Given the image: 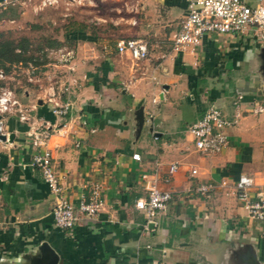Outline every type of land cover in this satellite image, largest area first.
Instances as JSON below:
<instances>
[{
    "label": "crops",
    "instance_id": "0c3cea01",
    "mask_svg": "<svg viewBox=\"0 0 264 264\" xmlns=\"http://www.w3.org/2000/svg\"><path fill=\"white\" fill-rule=\"evenodd\" d=\"M124 4L132 11L128 24L137 23L133 13L142 16L134 35L119 39L146 42L145 59L117 53L118 39L98 27L88 30L98 24L91 20L85 30L64 31L58 39L74 52V71L55 65L45 73L56 96L70 102L63 119L49 112L43 91L12 90L28 120L1 117L2 133L13 138L0 140V264L39 263L41 242L55 251L56 264H222L226 258L248 264L250 257L264 264V222L249 219L231 191L241 173L253 179L250 196L264 190V80L240 73L260 45L244 35H208L192 53L173 51L170 38L180 15L166 5L161 12L167 23H151L148 17L156 15L144 0ZM256 100L262 111L254 113ZM207 107L223 118L238 116L226 129V147L204 156L194 151L187 127ZM44 126L51 127L46 146L68 201L75 204L94 182L100 187L101 211L81 215L69 229L53 225L54 196L29 165L35 147L28 132ZM172 162L178 168L168 176ZM150 183L170 199L145 223L133 202ZM201 183L215 184L207 197L195 190Z\"/></svg>",
    "mask_w": 264,
    "mask_h": 264
},
{
    "label": "built area",
    "instance_id": "2783aa9c",
    "mask_svg": "<svg viewBox=\"0 0 264 264\" xmlns=\"http://www.w3.org/2000/svg\"><path fill=\"white\" fill-rule=\"evenodd\" d=\"M66 1L71 4L83 0ZM57 2L58 0H0V8L30 5L33 10H41L55 6ZM208 35H244L258 45L264 46V0H185V15L171 35V49L173 51L187 49L192 53L201 38ZM115 51L120 54L127 53L134 62L145 59L148 54L146 42L133 38L117 40ZM45 53L55 61V64L67 65L68 73L74 71L75 65H71L74 52L70 48L58 46L45 49ZM5 78L6 75L0 70V81ZM28 79L30 80L31 77L28 76ZM60 86L62 90H66L63 82ZM43 97L49 112L54 117L63 119L69 113L71 107L69 100H61L57 97L52 84L44 87ZM260 111H262L261 105L253 108L254 113ZM2 115H16L21 121L28 120L26 109L21 107L13 91L7 86H0V116ZM237 116L236 112L230 119L223 118L217 108L207 107L199 119L190 123L187 130L198 153L205 156L222 151L227 145V136L222 129L235 124ZM50 129L51 127L46 126L35 129L30 127L28 135L35 150L30 157L29 165L39 170L42 181L54 196L51 208L53 225L59 229H69L81 215L95 217L102 209L103 200L97 182L92 183L86 192L81 191L75 204L70 203L63 195L58 176L51 166V153L46 146L51 135ZM0 132H2L1 119ZM131 158L139 160V154L133 153ZM177 168L176 162L168 164L166 170L168 176L173 175ZM189 172L193 175L196 171L190 169ZM253 184L250 176L239 174L232 184V195L241 203L249 219L264 222V190L256 189L250 196L249 188ZM225 185L224 180L218 182V187ZM214 188L213 183H201L195 190L198 194L207 197ZM145 190V195L135 199L133 206L141 213L145 223H148L166 210L170 193L160 190L153 183L147 185ZM201 217L206 219L208 215L203 213ZM260 239L264 241V232L260 234Z\"/></svg>",
    "mask_w": 264,
    "mask_h": 264
},
{
    "label": "rangeland",
    "instance_id": "374dc122",
    "mask_svg": "<svg viewBox=\"0 0 264 264\" xmlns=\"http://www.w3.org/2000/svg\"><path fill=\"white\" fill-rule=\"evenodd\" d=\"M91 1L92 2L87 3L86 0H83L79 3L73 2L70 4L66 3V0H58L55 6L45 7L41 10H33L30 5L14 7L8 6L5 9L0 8V32L4 33V37L13 40L14 42H18L19 39L25 38V55L33 57L36 62H44L31 66L32 70L34 69L32 67H36V69L33 70L35 71L34 74H30L29 68L25 67L24 64L13 65L9 72H7L6 78L0 81L2 86H7L11 90L16 91H21L23 88L27 87L29 89L41 90L44 93V87H47V85L50 84V82L45 79V73L51 71L52 69L55 70V65L61 66L55 64V61L52 58L45 55V49H48L49 47L47 43L49 41L58 40L65 31L64 25L70 23V21L84 22L87 25L91 23V20L96 21L98 24L88 25V30H92L93 27H98L96 29L97 31H101L104 34H112L113 40H119L120 37H131V35H134L133 32L136 31L138 19L141 18L142 14H138L139 11L138 13L136 12L137 14L133 13L137 23L134 25L128 24L127 18L132 16V11L127 13L126 6L124 4L126 3V0ZM144 2L146 5L154 9L156 17H154V15H150L147 20L151 23L156 21L158 23L162 21L167 23L168 18L166 17L165 20L161 12L165 9L166 5H168L169 9L174 12V17H178L180 15L183 18L185 15V0H144ZM179 17L175 22L174 27L176 29L179 25ZM164 42H166V40ZM263 51L264 46L262 45H260L257 52L255 51V48H253L251 57L248 60V68L245 71H240L245 78H247V74H251L253 79L254 76H260L261 79L264 80ZM81 52H85V49H82ZM181 52L186 53L188 50L184 49ZM75 59L76 58L74 57L71 65L74 64ZM65 67L67 69V65H65ZM71 72H73V70H71ZM228 75L229 74H227V77ZM28 76L31 77L30 80L28 79ZM37 78H40V80H37ZM49 80L52 82V78ZM39 85H42V87H39ZM258 102L261 101L256 100L254 102V106L263 103ZM2 116L4 117L5 115ZM238 119L239 117L237 120ZM232 126L233 125L224 127L222 129L223 132L226 134V129ZM193 149L197 154L201 155L194 147ZM158 216L159 215L155 218ZM228 259L229 258H226L222 264H228Z\"/></svg>",
    "mask_w": 264,
    "mask_h": 264
},
{
    "label": "trees",
    "instance_id": "16d2710c",
    "mask_svg": "<svg viewBox=\"0 0 264 264\" xmlns=\"http://www.w3.org/2000/svg\"><path fill=\"white\" fill-rule=\"evenodd\" d=\"M11 8V7H10ZM13 8V7H12ZM5 9V8H4ZM86 23L70 21V23L64 25V30L68 31H83L86 28ZM4 33L0 32V70L7 75V72L11 69V67L15 64H24L25 67L29 68L30 74L35 73L36 67L33 70L31 66H35L36 64H41L44 62H36L33 57L26 56V39L21 38L18 42H14L8 38H5ZM49 45L48 48H55L61 46V42L58 40L49 41L47 43ZM45 54V53H44ZM29 74V73H28ZM0 86L2 83L0 82Z\"/></svg>",
    "mask_w": 264,
    "mask_h": 264
},
{
    "label": "water",
    "instance_id": "95a60500",
    "mask_svg": "<svg viewBox=\"0 0 264 264\" xmlns=\"http://www.w3.org/2000/svg\"><path fill=\"white\" fill-rule=\"evenodd\" d=\"M1 119V116H0ZM13 138V134H8L5 135L4 133L0 132V140L4 141L7 140L11 142ZM36 254L39 255V258L36 257V261L39 262L37 264H56L57 261V254L55 251L46 243V242H41L37 248H36ZM248 264H260L258 263L255 259L249 258L248 259Z\"/></svg>",
    "mask_w": 264,
    "mask_h": 264
}]
</instances>
